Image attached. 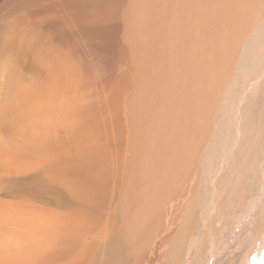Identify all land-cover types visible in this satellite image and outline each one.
I'll return each instance as SVG.
<instances>
[{
    "label": "bare ground",
    "instance_id": "obj_1",
    "mask_svg": "<svg viewBox=\"0 0 264 264\" xmlns=\"http://www.w3.org/2000/svg\"><path fill=\"white\" fill-rule=\"evenodd\" d=\"M263 131L264 0H0V264H190Z\"/></svg>",
    "mask_w": 264,
    "mask_h": 264
},
{
    "label": "rangeland",
    "instance_id": "obj_2",
    "mask_svg": "<svg viewBox=\"0 0 264 264\" xmlns=\"http://www.w3.org/2000/svg\"><path fill=\"white\" fill-rule=\"evenodd\" d=\"M87 55L89 56V52ZM94 65L95 66H93L92 69L95 71V74L97 75H101V73L108 74L112 70L111 63L105 62L104 67L101 69L99 68L98 64L94 63ZM101 76H104V74H102ZM251 155L252 156L245 163L238 162V158L236 156L234 157L236 159L234 164L239 165L241 169H238V168L232 169V166L229 160H226L227 162L225 161L224 164L221 163L217 165L222 168L223 173L227 172V175H225V177H223L220 183L217 184L218 185L217 191H219V193L217 192L216 195L211 194L210 192L205 193L204 194L205 199L209 198L208 200H210L212 197V199L208 201L210 209H207L208 212L206 211L205 215L204 213L201 212L202 211L201 207L203 206L204 203H206V200H205V202H203L200 208L197 209V212H195V214L188 220L189 221L188 222L189 225L187 226L188 231H189L188 238H190V240L187 238L189 240L187 241H188V244H190L191 248L193 249V253H192L193 255L191 254L192 260L190 261V264L193 261L194 257H195L194 259L195 262H199V261L206 262L208 257L212 255L213 253L218 254L215 257L214 264H246V262L247 264H258L259 263L260 258L258 255L261 256L262 252L264 251V246L263 248L259 249L257 244L260 243L258 240L260 241L262 240L261 239L262 234L264 236V215L263 214L261 215L260 211L257 210L255 212V215L258 218V220L257 222L255 221V223L253 222V227L252 225L246 224L245 226L240 227L238 231H237L236 222H238L239 219L244 216V213H245L244 207L248 204L250 200L256 198V196L259 193L261 183L263 182L260 169L264 167V131L262 132V135L259 138L258 144L256 147H254V150ZM228 166H230L229 169L227 168ZM221 168L219 169L221 170ZM225 170H228V171H225ZM238 174H241L240 178L237 177L239 176ZM199 175H200V171L198 167L197 173L193 174L189 180L187 179L188 185L190 184L188 188H191L190 191L192 193L197 187L196 183L200 184ZM230 182H232L231 185H230ZM200 187H202L201 184H200ZM190 195L191 193H189V195H185L183 198L180 197L179 202L185 201V203L187 204V201L191 198ZM189 196L190 198H188ZM194 200L195 201L199 200L200 203H198V205L201 204L202 199L195 198ZM263 201H264V196H263ZM183 209L188 210L187 206L183 207ZM196 213L198 214V216ZM201 214H202V218L200 217ZM183 215L188 216V214L186 215L185 213H183ZM168 218L169 217H167L166 219ZM211 219L213 220L215 219V220L212 221ZM176 222L177 220L175 219V224ZM260 229H261V232H260V235L258 236L259 239L257 238L254 242L253 239L256 235V232ZM232 232H234L236 236V242L234 243L230 242ZM163 235H160V236H163ZM120 246L123 247L122 244ZM118 250L122 251L120 248H118ZM257 250L259 251L257 255H255ZM105 253L106 251L104 252V254ZM135 258L136 257L133 254V255H130V258L127 257L123 260L121 259V261L119 259L117 260L120 261L118 264H140L139 262L136 263ZM157 260L158 258L155 259L156 262L154 261L153 264L162 263L161 261H157Z\"/></svg>",
    "mask_w": 264,
    "mask_h": 264
}]
</instances>
